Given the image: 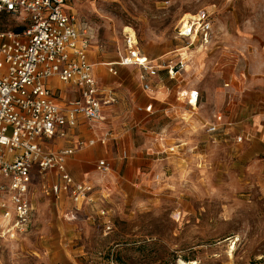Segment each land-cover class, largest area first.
<instances>
[{
	"label": "rangeland",
	"instance_id": "obj_1",
	"mask_svg": "<svg viewBox=\"0 0 264 264\" xmlns=\"http://www.w3.org/2000/svg\"><path fill=\"white\" fill-rule=\"evenodd\" d=\"M67 8L91 27L93 63L115 60L127 27L142 53L154 43L166 54L164 63H177L186 50L177 56L175 50L187 45L178 36L180 20L210 12V42L192 49L181 76L170 80L162 68L150 79L155 91L163 84L199 90L202 118L183 105L179 118L157 111L141 127L114 130L109 143L128 137L134 151L127 148L122 158L114 145L112 156H105L113 164L110 173L95 170L104 158L97 155L94 171L77 175L95 186L91 205L47 195L43 184L56 177L35 176L32 226L18 239L0 238V264H264V144L259 139L236 144L232 130L216 138L204 130L215 115L241 120L256 107L260 118L243 126L257 137L264 130V0H69ZM19 26L17 18L0 14V31ZM133 77L144 91L139 76ZM55 87L65 107L68 98L59 97ZM166 127L174 141L186 143V152L147 155L154 145L151 132ZM101 132L96 127L92 136ZM97 147L80 152L87 156ZM138 152L145 163L126 168ZM102 210L112 217L111 229Z\"/></svg>",
	"mask_w": 264,
	"mask_h": 264
},
{
	"label": "built area",
	"instance_id": "obj_2",
	"mask_svg": "<svg viewBox=\"0 0 264 264\" xmlns=\"http://www.w3.org/2000/svg\"><path fill=\"white\" fill-rule=\"evenodd\" d=\"M68 1L0 0V13L17 18L25 27L20 33L0 31V238L18 239L30 230L34 217L30 184L35 170L57 173L58 180L51 187L56 196L65 193L76 203L89 204L96 198L95 186L90 181L75 179L68 170V158L77 149L53 150L47 146V140L64 137L67 129L75 127L80 119L91 123L104 121L105 109L118 103L114 91L101 84L88 58L91 27L68 11ZM189 16L180 20L178 36L186 40L187 46L206 47L213 29L212 14L203 10ZM187 60L184 54L177 63H164L162 59L156 62L142 53L135 32L128 31L125 53L110 64V71L117 74L118 65L139 67L143 89L154 93L150 78L163 68L174 79L185 69ZM52 77L72 83L78 98L65 107L59 105L46 84ZM198 99V92L192 91L189 103L197 104ZM138 110L149 113L153 104ZM228 127H233V123H225L219 114L206 126V131L215 134ZM237 132L236 141H243L244 130L238 128ZM108 139L109 135H105L88 144H106ZM160 139L161 135L156 141ZM175 150L176 146H170L165 154ZM96 170L107 174L112 167L101 159ZM101 212L104 217L108 215L106 210ZM105 225L111 229V220Z\"/></svg>",
	"mask_w": 264,
	"mask_h": 264
},
{
	"label": "crops",
	"instance_id": "obj_3",
	"mask_svg": "<svg viewBox=\"0 0 264 264\" xmlns=\"http://www.w3.org/2000/svg\"><path fill=\"white\" fill-rule=\"evenodd\" d=\"M90 42L92 43V39ZM192 49L200 50V48L198 47V44H192L189 46L186 45V46L179 47L178 49L175 50L176 56H177V52H183L182 50H186V55L188 59L187 63H188L192 56L191 55V52L193 51ZM143 52L150 59L155 60L156 62H158L160 59L163 58V56L166 55V54H163V49H161L159 46H157V44H154V43L150 46V48H148L147 50L145 49ZM124 53H125V46L119 50L115 60H111V61L104 60V61H99L95 63L92 62L94 64L95 74L98 77L101 84L105 87L112 89L114 93L116 94V96L118 97V103L116 105L105 109V112H104L105 120L98 122V123H91L87 121L86 119H80L79 123L75 127H70L67 129V134L64 137L57 136L53 139H50L52 140L51 143H47L49 148L51 147L54 150H58L61 148H71V147L77 149L76 152L73 155H71L67 161L68 170L75 177V179H77L76 178L77 175L81 174L80 172L84 174V173H88L89 171L91 172L94 171V169L92 168L93 167L92 161H93V158L97 155H103L104 158H101V159H106L110 163L112 170H113V164L111 160L108 158H105V156H108V157L112 156V148L114 147V145L115 146L117 145V148L120 149L119 152L122 158H126L128 156L127 148H129V150L132 152L134 151V148L132 147V143L130 142V139L128 137H125V138L119 137L117 142L109 143L110 140L114 138L113 137L114 130H117L120 133H122V131H125L129 126H131L132 128L138 127V126L141 127L145 119L155 114L157 111H159L161 114L165 113L167 116L171 118H179L180 112H182V109L180 107L183 105L188 106L191 109V112L193 113L192 115L199 114L198 116L202 118L200 113L197 112L202 107L201 106L202 104H200V102L202 103V101H201V94L199 90H197L196 88L187 87L186 85L180 84L178 85L177 89H175V87L172 89L169 85L163 84L164 86L163 85L158 86L159 88L154 93H149L145 90L140 91L138 88V84L134 82V77H133L134 75H138L141 81V75H142L141 68L136 67V66L118 65L116 66L117 74H113L110 71V64L116 62L120 54H124ZM88 58L89 60L90 58L92 60L96 59L94 54L90 55V49L88 51ZM185 70L186 69L181 70L177 74V77H180L182 72H184ZM166 75L168 76L170 80H174L177 78L176 77L174 79H171L168 75L167 70H166ZM157 76L152 77L150 79H154ZM46 84L50 88H52L53 85H55L56 87L54 90L58 92L59 94L58 96L68 98V101L78 98V93L72 83L62 82L59 80V78L52 77L46 81ZM69 86L73 87V89L72 88L70 89ZM192 91H197L199 94V99H198L197 104H194V102L192 104L189 103L190 94ZM56 100L59 104L61 105L63 104L62 100H58V99ZM150 103L153 104V110L151 112L147 113L144 110H138V107H145L146 105ZM256 109L257 107L255 109L251 108L250 113H248V115H246L241 120H232L231 118H228L227 116H225L224 118L225 123H233V127H228L226 130L220 129L217 133L211 134V135L214 136L215 138L218 136H222V135L227 136L230 134V130H232L233 136L229 138L233 140L234 143L236 144H241V143H246V142L252 143L256 139H259L264 144V130L258 131L257 133L258 137H257L253 132L246 129L245 128L246 126L245 127L243 126V123H246L247 121H252V120L260 118L259 111H256ZM209 123L210 122H208L207 125ZM234 124L236 128L234 127ZM207 125L204 124L205 131H206L205 128ZM88 126H90L91 128H89ZM96 127L97 129L102 130V132L100 133V135L98 133L95 136H92V132L96 129ZM238 128L244 130L243 139L245 142L236 141V134L238 133L237 132ZM151 134H152V138L154 141V145L147 148V151H146L147 155L154 156L156 158H162V157L171 158L174 156H180L186 152V149H187L186 143L182 141H177V142L174 141L173 135H171L167 127L161 128L158 131H153L151 132ZM105 135H109V139L106 144H101L99 142L93 146H90L88 144L90 140L99 139V137L105 136ZM159 135L162 136L163 140L160 139L159 141H156ZM72 139L75 140L74 144L72 146L71 145L67 146L66 144L68 142H71ZM81 142L83 143V146L80 148L79 143ZM97 145L98 147L95 149H92L91 153L88 154L87 156L84 153L80 152L85 147H95ZM170 146H176L175 153L165 154V151ZM196 148L197 146L194 145V147H192V150L194 151ZM145 161L146 159L144 158V156L138 152L134 155L133 160L129 164H127L126 168H128L130 165H136V166L143 165ZM96 164H95V170H96ZM40 175H47L46 177L47 181L54 179V177H56V179L58 180V176L56 172L52 171V172H47V173H40L38 170H35L34 174L32 175V182L30 184V193H31V187L33 184L34 177L35 176L39 177ZM57 180L54 182L56 183ZM80 180H85V179H80ZM55 183H51V182H49V184L44 183L43 184V189H45L44 192H46L47 195H51L52 197H55L56 199L67 197L71 201L74 202V200L70 197L69 194L64 193L60 196H56L55 194H53L51 191V187ZM63 201H65V199H63ZM74 203L77 205H80V204L91 205L87 202H84V203L74 202ZM106 211L108 215L105 217L102 216L103 218H105L104 222H106L109 219L111 220L112 218L109 216L110 214L109 211L108 210Z\"/></svg>",
	"mask_w": 264,
	"mask_h": 264
},
{
	"label": "trees",
	"instance_id": "obj_4",
	"mask_svg": "<svg viewBox=\"0 0 264 264\" xmlns=\"http://www.w3.org/2000/svg\"><path fill=\"white\" fill-rule=\"evenodd\" d=\"M0 14H6V13H0ZM7 15H8V14H7ZM24 29H25L24 26H19V27H17L14 31H15L16 33H20V32H22Z\"/></svg>",
	"mask_w": 264,
	"mask_h": 264
},
{
	"label": "bare ground",
	"instance_id": "obj_5",
	"mask_svg": "<svg viewBox=\"0 0 264 264\" xmlns=\"http://www.w3.org/2000/svg\"><path fill=\"white\" fill-rule=\"evenodd\" d=\"M126 30L133 32V31H132V29H131V28H129V27H127V29H126Z\"/></svg>",
	"mask_w": 264,
	"mask_h": 264
}]
</instances>
